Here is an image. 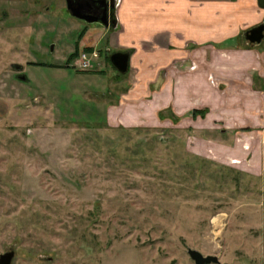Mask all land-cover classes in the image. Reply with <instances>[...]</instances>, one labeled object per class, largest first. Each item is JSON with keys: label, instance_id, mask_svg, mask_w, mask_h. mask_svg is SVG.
Returning a JSON list of instances; mask_svg holds the SVG:
<instances>
[{"label": "rangeland", "instance_id": "1", "mask_svg": "<svg viewBox=\"0 0 264 264\" xmlns=\"http://www.w3.org/2000/svg\"><path fill=\"white\" fill-rule=\"evenodd\" d=\"M111 32L72 17L67 0H0V256L196 264L192 249L218 257L211 264H264V166L255 158L264 151V79L256 76L260 94H248L255 105L241 103L240 138L180 120L113 126L105 106L134 77L111 64ZM78 44L98 51L92 69L71 58ZM197 138L239 143L243 158L220 163Z\"/></svg>", "mask_w": 264, "mask_h": 264}, {"label": "crops", "instance_id": "2", "mask_svg": "<svg viewBox=\"0 0 264 264\" xmlns=\"http://www.w3.org/2000/svg\"><path fill=\"white\" fill-rule=\"evenodd\" d=\"M116 18L117 28L103 27L112 31L111 48L131 53L128 73L134 80L120 95L119 84L114 86L115 101L103 108L105 120L124 127L180 120L177 126L188 122L199 132L218 125L223 139L241 133L247 126L241 103L255 105L248 94H260L256 76L264 79V40L254 44L247 38L248 31L264 24L259 0H119ZM204 108L210 109L207 118H195L193 112ZM251 122L263 125L256 116ZM198 139L205 148L201 154L220 163L243 158L239 143ZM255 158L264 166L263 150Z\"/></svg>", "mask_w": 264, "mask_h": 264}, {"label": "water", "instance_id": "3", "mask_svg": "<svg viewBox=\"0 0 264 264\" xmlns=\"http://www.w3.org/2000/svg\"><path fill=\"white\" fill-rule=\"evenodd\" d=\"M95 2H105L106 0H92ZM260 5L264 7V0H259ZM68 10L74 18L85 21L89 24L101 21L106 28L110 26L117 28L118 20L116 18V8L118 5V0H114L113 9L115 13L112 14V21L102 18H94L90 15L89 11L85 4L77 3V0H67ZM247 38L252 43H261L264 40V24L260 25L256 28L247 32ZM111 64L115 67V69L121 74L126 75L130 69V61H131V53L130 52H116L110 58ZM189 254L196 264H211V263H220L218 257L215 256H207L205 257L201 252L197 250H189ZM14 254H6L1 257V262H12Z\"/></svg>", "mask_w": 264, "mask_h": 264}, {"label": "flooded vegetation", "instance_id": "4", "mask_svg": "<svg viewBox=\"0 0 264 264\" xmlns=\"http://www.w3.org/2000/svg\"><path fill=\"white\" fill-rule=\"evenodd\" d=\"M77 3L85 4L87 11H89L90 15L94 18L106 19V17H107L109 21L110 20L112 21V19H113L112 14L115 13V10L112 7L114 0H106L105 2H95L92 0H77ZM67 9H68V4H67ZM69 13H70V11H69ZM80 21H82V20H80ZM83 22H85V21H83ZM85 23H87V22H85ZM95 23H99V24L104 26V24L101 21L95 22ZM92 24H94V23H92ZM11 253L14 254L12 262H1V257L3 255L11 254ZM16 255H17V252L15 250H8L7 252H5L4 254H2L0 256V264H15L16 262H14V259H15Z\"/></svg>", "mask_w": 264, "mask_h": 264}, {"label": "built area", "instance_id": "5", "mask_svg": "<svg viewBox=\"0 0 264 264\" xmlns=\"http://www.w3.org/2000/svg\"><path fill=\"white\" fill-rule=\"evenodd\" d=\"M97 58H99V53L97 50H94L93 52L85 51L79 57L77 66L79 69L84 71L90 70L94 66V59Z\"/></svg>", "mask_w": 264, "mask_h": 264}, {"label": "trees", "instance_id": "6", "mask_svg": "<svg viewBox=\"0 0 264 264\" xmlns=\"http://www.w3.org/2000/svg\"><path fill=\"white\" fill-rule=\"evenodd\" d=\"M92 49L93 48H80L79 47V44L77 45V51L75 52V54L74 55H72V57L71 58H78V57H80L81 56V54L83 53V52H85V51H88V52H91L92 51ZM208 112V110H206V111H195V113H194V116H198V115H203V116H205L206 115V113Z\"/></svg>", "mask_w": 264, "mask_h": 264}]
</instances>
